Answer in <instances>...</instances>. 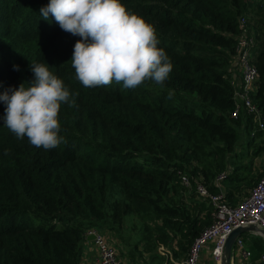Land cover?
<instances>
[{"label": "trees", "instance_id": "trees-1", "mask_svg": "<svg viewBox=\"0 0 264 264\" xmlns=\"http://www.w3.org/2000/svg\"><path fill=\"white\" fill-rule=\"evenodd\" d=\"M48 3L0 0V93L29 86L31 62L45 63L70 93L79 92L74 105L61 104L64 139L54 149L17 139L0 119V264H82L91 229L122 242L134 263L143 253L142 264L185 258L213 222L196 183L216 194L214 180L226 173L225 198L235 205L241 184L255 181L245 178L252 162L242 161L249 149L254 157L264 153V131L253 116L241 109L231 118L230 71L244 17L259 73L251 98L264 121V2L121 0L155 28L173 66L162 86L149 81L135 89L85 88L70 61L81 38L62 31L51 15L43 19ZM4 107L0 102V117ZM248 247L258 258L263 238L254 236Z\"/></svg>", "mask_w": 264, "mask_h": 264}, {"label": "clouds", "instance_id": "clouds-1", "mask_svg": "<svg viewBox=\"0 0 264 264\" xmlns=\"http://www.w3.org/2000/svg\"><path fill=\"white\" fill-rule=\"evenodd\" d=\"M40 15L45 20L51 15L62 31L81 38L70 61L85 88L116 83L135 89L149 81L162 86L172 71L155 28L121 0H49ZM30 71L34 79L29 86L21 83L0 93L5 106L0 119L17 139L26 137L32 146L51 150L64 139L59 135L61 104L74 105L79 92L70 93L45 63L31 62Z\"/></svg>", "mask_w": 264, "mask_h": 264}, {"label": "built area", "instance_id": "built-area-1", "mask_svg": "<svg viewBox=\"0 0 264 264\" xmlns=\"http://www.w3.org/2000/svg\"><path fill=\"white\" fill-rule=\"evenodd\" d=\"M238 30L230 68L234 98V110L231 112V118H237L239 111L244 109L253 116L257 129L264 131V121L251 98L258 89L259 73L253 65L252 58L254 37L250 34L244 17L238 19ZM178 176L181 186L190 189L191 181L187 174L179 172ZM225 176L226 173H222L215 178L214 183L219 189L216 194L209 193L202 183H196L194 188L196 195L202 200L207 199L213 207V222L193 241L184 260L176 264H199L201 253L209 244H212L210 249L212 261L214 264H221L223 247L232 231L250 225L264 231V171L247 196L240 199L235 205H231L222 192L221 184ZM87 236H93L92 243L97 253L98 264H125L103 232L91 229ZM232 254L231 258H238L232 264H241L238 261L239 258L245 261L251 257V252L244 248L240 238L235 240ZM260 261H264V255L260 257Z\"/></svg>", "mask_w": 264, "mask_h": 264}, {"label": "crops", "instance_id": "crops-1", "mask_svg": "<svg viewBox=\"0 0 264 264\" xmlns=\"http://www.w3.org/2000/svg\"><path fill=\"white\" fill-rule=\"evenodd\" d=\"M228 187L226 186V184L224 182H222L221 184V189H222V192L224 194V196H226V193H227V189ZM244 189H239V192H235L234 193V199H235V202L237 203L238 201H240V199H242L243 197L247 196L248 192L246 193H242ZM254 236H258L256 233H253V232H247V233H243L241 234L238 238H240L242 241H243V244H244V248L249 250L251 252V257L249 259H246L245 261L242 260L241 258H239V262H241V264H262L263 262L260 261V257L263 254H261L258 258L256 259H253V252L251 251V249L248 247V244L250 242L251 239L254 238ZM260 237V236H259ZM110 239V238H109ZM108 239V241H109ZM264 240V238H263ZM110 242V241H109ZM111 243V242H110ZM115 243V246L116 247V251L117 253L119 254V257L122 259L123 262H125V264H142V259L143 261H146L148 260V255L146 253H143V258L139 259V260H136V263H134L133 261L130 260V258L128 257L127 255V249L125 248L124 246V249L122 250L121 248L118 249L117 248V245H119V242H117L116 240L113 242ZM113 243H111L113 245ZM123 244V243H122ZM121 245V244H120ZM212 248V244H209L207 245L202 253H201V256H200V262L199 264H214V262L212 261V258L210 256V249ZM173 249L175 250V245H173ZM121 254V255H120ZM232 253H231V257H232ZM238 259V258H231V262L230 264L234 263V261ZM241 259V260H240ZM184 260V255L182 256H179V258L177 259H172L171 258V262L173 264H176L178 262H181ZM82 264H98L97 263V253H96V250L93 246V243H92V240L91 239H88L86 240L85 242V245H84V252H83V255H82Z\"/></svg>", "mask_w": 264, "mask_h": 264}, {"label": "rangeland", "instance_id": "rangeland-1", "mask_svg": "<svg viewBox=\"0 0 264 264\" xmlns=\"http://www.w3.org/2000/svg\"><path fill=\"white\" fill-rule=\"evenodd\" d=\"M261 2H264V0H261ZM247 19L250 20V17H248ZM260 142H261L260 140H257L254 143L255 144L254 146L255 147L256 146H260ZM237 152L238 153L240 152V146H238ZM249 162H252V164H251V174L250 175L249 174H246L245 175V178H247V180H249L250 178H252V179H255V181H252L249 185L242 183L241 186H240V189H244L242 193L248 192L256 184V182L260 178V175L264 171V153L261 154V155H259V156H257V157H254L252 155V149H249V151H248V158L247 159H244L242 161V165H247V164H249ZM104 235L107 238V240L110 238L109 241L111 243H113L115 241V239L113 238V236H111V235L109 236L108 234H104ZM117 242H119V245H117V248L118 249L121 248L123 250L124 249V246H123L122 242H120V241H117ZM113 246H115V243H113ZM140 249L142 250L141 247H140ZM141 258H143V255H142V257H139L138 260L141 259ZM142 262L144 263L143 259H142Z\"/></svg>", "mask_w": 264, "mask_h": 264}, {"label": "water", "instance_id": "water-1", "mask_svg": "<svg viewBox=\"0 0 264 264\" xmlns=\"http://www.w3.org/2000/svg\"><path fill=\"white\" fill-rule=\"evenodd\" d=\"M253 232L258 236L264 238V231L257 229L255 226L250 225L247 227H240L232 231V233L227 237L224 247H223V256L221 260V264H230L231 262V253L232 247L234 245L235 240L243 233ZM88 239H93V236H89Z\"/></svg>", "mask_w": 264, "mask_h": 264}]
</instances>
